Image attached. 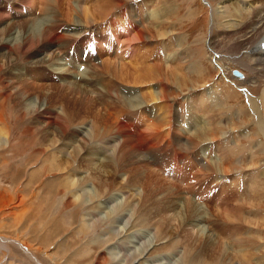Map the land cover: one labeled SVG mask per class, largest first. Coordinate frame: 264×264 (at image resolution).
Segmentation results:
<instances>
[{
  "label": "bare ground",
  "instance_id": "1",
  "mask_svg": "<svg viewBox=\"0 0 264 264\" xmlns=\"http://www.w3.org/2000/svg\"><path fill=\"white\" fill-rule=\"evenodd\" d=\"M134 2V0H0V58H3L9 67V82L16 84L12 87V89H9L7 83L4 82V79L0 78V84L3 88H5L4 98L9 99L10 97L12 98L14 96V98L21 100L18 104L19 109H17L20 118H27V115L32 112L35 113V115L37 114V118L33 119L34 126L37 125L39 129L41 126L43 130L44 127H54V130L47 129L46 137H44L45 141L50 144L52 149L55 148L58 150V152L68 154L69 159L72 158L74 154L81 155L79 152L84 149L86 152L84 160L87 162V164L93 163L92 160L97 158L101 162L104 161L102 165L105 164L106 167H110L109 161L111 156L113 160H115V167L118 170L120 168L133 166V169L129 170L130 174L132 176H136V178L138 177L140 186H142L143 183L147 181V177L150 175H148V173L155 175L153 172L154 169H152V167L154 168L156 165L162 166L166 162V157L174 158L176 155L177 159L182 160V158H185L186 156H192L191 153L194 152V147L208 148L210 143L214 142L216 138L222 137V143L217 146L214 156H209L208 153L206 155V151L201 149H199L197 155L192 156L194 162L197 166H199V168L197 169V166L196 168L192 167V172L189 173L188 176H183V179L188 178L187 180L191 181L196 177L197 173L202 172L203 174L207 175L212 174L213 177H215V181L218 180L219 182L221 181L224 183L228 177H231L229 176V173H232V175L238 174L237 177H232L234 179L231 180L230 185H237L240 182L243 186H245L246 195L244 196L248 197H244L246 205L245 203L243 205L254 208V211L252 213L250 212V214L245 217L239 213L238 208L231 209V211L226 210L227 212H225V215L227 216V219L230 218L232 222L236 221L233 223L234 228L231 233L232 238L231 241H229L231 242L229 247L231 249L229 250H232L233 252L232 256L234 263H238V261H240L238 264H250L251 259L255 256H258L260 257V262H257V264H264V256L258 255L261 250L257 248L259 244L257 245L256 242V238H259V240L261 239V245L264 247V234H257L258 231L264 229V48L262 47V43L264 42V0H234L233 2L237 7L235 6L236 13L235 17L233 18H231L226 1L217 6L216 9L211 10L212 22L213 14L215 13V15L227 25L226 28L228 30V36L232 40V44L230 45V54L235 57L234 60H230L243 65L247 64L248 70L252 71V74L254 75L253 78H255V80L262 79L258 84L259 87L253 91L255 93L260 91V95L252 96L247 91H244V93H246V101H243L241 99L240 90L238 91L236 89L230 88L229 85L220 83L221 81L215 82V90H218V87L220 86L219 88L221 93H214L213 95L211 93L210 98L208 97L210 92L207 91V93L205 89L203 94H201L202 96H199V99L203 98L202 104L212 100L214 101L213 104L208 102V104H206V106H208L205 107L206 109L202 108L203 110L199 112V109L193 108L195 111H197V116H195V119L201 120L202 123L198 124V126L195 128H192L187 136L178 138L175 143L166 137V139H164L161 143L163 146L161 147L159 145L156 150L151 149L156 144H154L148 138L152 134H150V132H155L158 128L165 126V128L168 129L169 137L170 132H173L171 131V121H173L175 117L176 119L178 117L177 121H180L183 115L181 110L176 111V116L173 115L174 102L170 104L168 102L170 100L167 98V92L170 88L168 81L171 79H175V81L178 79V81H180V74H182V71L179 72L180 70L174 69L173 70L175 72L173 70L169 71L168 67L167 69H164L165 65H161L162 61L160 58L157 59L156 57L155 60L157 61L150 62L151 59L147 58V55H143L145 50V47L143 46L154 41L151 28L160 26L164 18L169 15L167 14V8H160V10H157V12L155 9L153 11L152 18H149L150 16L148 17L147 12V16L145 17L147 20L145 21L143 14L146 9H142V4L137 5ZM138 8H141V10ZM6 12L9 13V17L6 16ZM244 16H246V18H244ZM106 28L110 29L109 34H111L112 38L116 39L115 46L111 45L114 40L110 43L107 42L109 41L110 36H108L106 33L103 34L106 32V30H108ZM158 33L157 34L161 37V39H164L169 35V37L175 41L174 46H177V48L174 52H171L168 55V58H171L170 61L175 60L174 62H176L177 60H180V62H183L181 60L187 59L186 61L188 62V60H190L189 56L192 53L188 54L184 51V53H182L186 56H182L181 58V42L179 39L171 35V32H166L163 30L159 31ZM210 33L211 32L206 34V37H204L205 40L203 42L205 43L206 53L209 55L211 60L214 61V58H212V52L215 51L212 43L210 42ZM96 47V54L91 53L92 51H90L89 48H95L96 51ZM154 51H156L155 55L159 56L158 50L156 49ZM88 54H91L93 57L87 58ZM151 54H153V51ZM67 56L69 57L68 59L65 58ZM197 61H201V55H192L190 61L191 64L189 63L190 65L188 64L186 67L188 71L192 73L200 72L201 68ZM180 62H178V64ZM80 63L84 64V68L81 67L82 65H80ZM178 64L175 63L174 66L177 67ZM38 68L44 69L41 71V75L43 77V74L48 71V73L57 76L59 80L62 81V84H36L34 81L35 79H33L31 75L32 72H35ZM159 71V77L157 78L156 74ZM222 75L224 76V74ZM127 78L129 80H127ZM105 81V87L100 86V84ZM9 82L8 85H10ZM121 82H126L128 84H122ZM47 87L49 90H53V93H58V95L64 92L72 102V105L75 108L77 107V109H73L69 113L68 117L65 114V117H59L57 116L58 113L55 114L53 112L50 113L49 116H44V110L46 107L43 108V103L41 104L38 101L40 98L39 96L33 98L30 96V92L33 90H35L34 92H36V90H38L37 92H43L41 90L47 89ZM123 89H127L126 97H124ZM194 89L196 88H191V91ZM185 94V96L191 95L190 98L193 97L192 93L185 92ZM44 95L46 96L47 94ZM146 96L150 97L151 102H146ZM184 99H181L183 103L186 101ZM188 100L189 102L191 101V99ZM91 101L93 105H91L92 107H97L98 105L101 107V109H97L99 112L96 114L94 111L96 116H94V119L92 118L93 121H90V124L85 123L81 126L79 125L77 128L74 127L76 128L73 130L74 136L70 138L69 142L67 143V140L64 142L62 141L59 146L60 148H58V145H56L55 142H58L59 139L57 138L63 137L67 134V132H69L71 127L70 123L73 120H81L84 122L83 120H86L89 117V113H87L85 107L87 106L86 104ZM114 102L117 103L114 104ZM187 104L186 106L190 105ZM192 104L197 105L196 101H194ZM210 104L213 106L209 107ZM119 105L129 110V114L127 116L123 115L125 118H136L138 120L137 122L140 124V127L142 128L144 126V128H138V125L134 123V120L132 122L126 123L119 121L121 118L118 120L119 116L115 115L119 110L114 112L116 110L114 107H119ZM21 106L26 107V111L22 110ZM183 108H185V106H183ZM92 109L90 112L93 113L94 109ZM139 110H141L140 114L138 113ZM213 111L216 112L213 113ZM230 111L231 113H229ZM39 113L40 117H42L43 123H40L41 120H39ZM215 113H219V115L217 116ZM142 115L144 117H142ZM121 116L122 115L120 114V117ZM43 117L45 121L43 120ZM171 117L173 118L172 120ZM2 120L3 118L0 111V122ZM34 126L33 128H35ZM33 128L30 127L26 129V133L32 135L35 132L32 130ZM131 129H136L137 131L134 132ZM7 130L8 128L3 129L0 126V141L6 137L1 133L4 134ZM162 130H164V128H162ZM236 130H238V132L245 130V134L238 140L234 141L232 145L223 143L225 139L223 136L228 133L231 134ZM216 131L219 132L218 137L215 135ZM182 132H184V129H182ZM158 133L162 134V131H159ZM208 133H210L212 136H208ZM162 135L163 137L166 136L165 134ZM41 140L44 141L43 139ZM96 141L98 142L97 144L99 145L100 150L97 149V151H94L92 147L97 145L94 143ZM91 144L93 145L92 147ZM7 146H10V144H7ZM66 146H69L72 149L68 152H65ZM78 147L82 149L77 150ZM170 149L172 153L171 156L168 155ZM242 149L249 150L250 152V157L249 159L247 157L248 160L245 162L240 160L241 154L244 151ZM181 150H185V153H182ZM87 155H91L93 159L88 158ZM199 156L201 157V162H198L196 159ZM62 160L63 159L61 158L55 159L54 165L51 166V169L54 171L51 172L62 169L60 167L61 165L59 164V162ZM67 160L63 161L67 164V166L63 167L64 170L67 169L69 165H71V161ZM101 162L99 165H101ZM93 164H95V162ZM96 165L98 166V163H96ZM97 166L92 168H98ZM244 168H251L253 169V172H251L250 175H244L245 171L242 170ZM238 170L240 171L237 173ZM39 172L46 174L50 173L47 169V166L43 167L41 170H39ZM89 173L92 175V172ZM170 173L173 177L176 176L182 178V174L178 171L171 170ZM85 174L86 175L78 177L77 179H75L73 176L67 178L69 186H79L81 193L77 196V199L80 201L83 199L84 204L90 203L92 199L98 197V191L96 192L92 187L89 186V183H86L88 173ZM98 174L100 173L98 172ZM151 177H153V175H151ZM154 177L157 176L155 175ZM158 177L160 178L161 176ZM242 177H244L243 181ZM101 181L103 183V180ZM150 182L151 181L149 179L148 183ZM161 182L163 183V181ZM79 183L81 185H79ZM169 183V185H174L171 184L172 182ZM145 184H147V182ZM150 184H152V182ZM150 184H147V186ZM42 185L48 189L50 188V183L48 181L45 182L44 180ZM127 185L129 187V184ZM56 186V181H54L51 187ZM147 188L150 189V187ZM147 188L145 189L147 190ZM150 190L151 191L149 194L151 193V197L149 196V199L159 201L161 199H169L173 197L172 194L174 193L175 189L173 190L171 186L162 187V185L158 183V185L155 184L153 187L151 186ZM142 191H144V189ZM146 193L148 194V190ZM158 194L161 196L159 197ZM112 198L115 202L116 197L113 196ZM170 202H173L176 207L179 206L184 209V202L181 203V201L177 200ZM112 204H116V202ZM190 204V211L193 207H195V211L189 220V223L197 226L200 229L199 226L203 223H206L205 219L209 218V215L206 212L207 210H204V208H202V206L196 203L193 199L191 200ZM97 206L102 210V212H105V209L112 207L109 205L104 206L99 203ZM146 206L148 205L146 204ZM188 207L187 210H189ZM123 210L121 208L119 210V212L121 211L119 213V217L114 219V221L117 222L119 219L123 220L122 227H118V229L113 230L112 232L126 235L130 228L129 225L132 220V215L127 216L129 214L127 213L128 211ZM98 214L99 213L95 212L94 215L96 217L93 218L92 215V218L88 217L86 218V221L98 219L101 213L99 215ZM137 214L143 215V213ZM86 223L87 222H85V224ZM115 227L117 228V225ZM205 229L206 226L202 228V231H205ZM149 231L150 230H146L142 233L137 232L134 234V237H132L130 234L129 237L127 236L126 238L127 244L118 247V249H123L122 255L132 251L140 255V257L135 259L134 264H138L139 259L142 258L141 255L147 254L144 252L148 251L151 248V245H154L152 244L153 242L151 240L147 241L146 239V241L142 242V245H140L139 248L136 247L135 249V244L138 245L139 242L141 243V238H145ZM152 235L148 237H153ZM168 235L171 236L170 234ZM8 239L9 241L15 240V244L18 246L20 245L25 253H27L31 258L33 257L29 248H27V246H25L21 241L10 237H0L1 246L4 250H6V252L9 250L7 246L8 244L6 243ZM216 239H219V237ZM192 249L194 250V248ZM210 249H213V247ZM227 249L228 247H226V250ZM172 259L173 258H171V260ZM36 261L37 264H40L38 260ZM218 264L220 263L218 262Z\"/></svg>",
  "mask_w": 264,
  "mask_h": 264
},
{
  "label": "rangeland",
  "instance_id": "2",
  "mask_svg": "<svg viewBox=\"0 0 264 264\" xmlns=\"http://www.w3.org/2000/svg\"><path fill=\"white\" fill-rule=\"evenodd\" d=\"M134 1H135L134 3L137 5L142 4L141 6L142 9L144 10L146 9L143 14L145 21L147 20V18H145L147 16V12H148V17L150 16L149 18H152V14L155 9L157 12V10H160V8H164V7L167 8V12H168L167 14H169L167 15L168 17L166 16V18H164L160 26L158 27L155 26L151 28L152 34L155 38L153 37L154 41L148 43L149 46L147 44L143 46L145 47L144 49L146 50V51L144 50L143 55H147V58L151 59L150 62L157 61L155 60L156 57L157 59L160 58V60L162 61L161 65L163 64L165 65L164 69L165 68L167 69L168 67L169 71H172L173 69L180 70L179 72L182 71L181 72L182 74H180V81H178V79H176V81L175 79H171L168 81L170 88L168 89L167 92L168 94L167 98L168 100L171 101V102L168 101L170 104L174 102L173 115L176 116L175 115L176 111L181 110L184 116L182 115L180 122L179 120L177 121L178 117L176 119V117L174 118V116L172 115L174 119L171 117V120L173 119V121H171V131L173 132H170L169 137H168L169 135L168 129L165 128V126H162L156 130L158 132L162 131V134L166 135L164 136L165 138L163 137L162 134L156 131L150 132V134L152 133L150 135L151 138L150 137L148 138L154 144H156L151 149L156 150L159 145L162 147L163 144L161 143L163 142L164 139H166V137L175 143L178 140V138H181L182 136L184 137L187 136V134L190 132L192 128H195L196 126H198V124L202 123L201 120L195 119V116H197V111H195L193 108L199 109L198 110L199 112L203 109H206L205 107L208 106V105L206 106L208 102L209 103L211 102V104H213L214 102L213 100L208 101L205 104H202L203 98L199 99V96H202L201 94H203L205 89L206 92L207 91L210 92V94H208V97L210 98H211V93L212 95L214 93L215 94L221 93L219 88L220 86L218 87V90H215L216 88L215 82L221 81L220 83L224 85H229L230 88L236 89L238 91L240 90L241 99L243 101H246L245 100L246 93H244V91L245 92L247 91L252 96L260 95L259 94L260 91H257L256 93L253 91L257 87H259L258 84L262 79L255 80V78H253L254 75L252 74V71L248 70L247 64L243 65L240 63L232 62L230 60V59L234 60L235 57H233V55L230 54V45L232 44V40L228 36V30L226 28L227 25L223 23L221 19H219L215 15V13L213 14V22L211 20L212 19L211 10L216 9L217 6H219L224 1L227 2L228 10L231 15V18L235 17V13H236L235 10L237 6L233 2L234 0H134ZM163 3L166 5H164ZM139 10H141V8ZM169 11L171 14L169 13ZM7 13L8 12H6L5 14L7 17H9L10 15L9 13L7 15ZM244 18H246V16H244ZM106 29H108L109 31L106 30V32H104L103 34L106 33L108 36H110L109 41L107 42L110 43L114 40L111 43V45L115 46L116 39L112 38L111 34H109L110 29L109 28ZM163 30L166 32H171V35H173L174 37L180 40L182 45L180 47L181 58L182 56L183 57L186 56L183 55L184 52L188 54L192 53L189 56L190 60H188V62L186 61L187 59L181 60L184 63L180 62V60H177L176 62H174L175 60L170 61L171 58L170 57L168 58V55L171 52H174L177 46H174L175 41H173L174 39H171L169 35L168 37L161 39V37L158 35L159 34L158 32ZM209 32H211L210 33L211 36H209L211 37L210 42L212 43V46L215 51L212 52V58H214V61L216 63L211 60V58L205 51V43L203 41L205 40L204 37H206V34H209ZM103 45L105 46L104 43ZM156 49L158 50L159 56L155 55L156 51L154 50ZM89 50L92 51L91 53L96 54L95 52H97V47H96V51L95 48H91V49L89 48ZM152 51L153 54H151ZM192 55L193 56L201 55V61H197L198 65L201 68L199 73H192L188 71V69L186 68L189 63L191 64L190 61ZM88 57L92 58L93 56L91 54H88L87 58ZM65 58L68 59L69 57L67 56ZM178 62L180 63L178 64ZM175 63L178 64L177 67L174 66ZM0 65H1L0 78L4 79V82L7 83L9 89H12V87L15 86L16 84L9 82L10 79L9 67L7 63L3 60V58H0ZM80 65H82L81 67L84 68V64L80 63ZM43 70L44 69L42 68H38L35 72L34 71L32 72L31 76L33 77V79H35L34 81L36 84L37 83L38 84L42 83L47 85L51 83H56L58 85L62 84V81L59 80L57 76L48 73V71H46L45 74H43L44 75L43 77L41 75V71ZM233 70H237L241 72L243 74V78L234 76ZM159 73L160 71L156 74L157 78L159 77ZM222 74H224V76ZM127 80L129 79L127 78ZM106 81L102 82L100 86L105 87ZM8 82L10 85H8ZM232 82L235 84H233ZM121 83L128 84L126 82H121ZM118 85L120 86L119 83ZM224 85L223 87L225 88ZM191 88H196V89L191 91ZM47 89L41 90L43 92H37L38 90H36V92H34L35 90L30 92V96L33 98L39 96L40 98L38 99V101L41 104L43 103L42 105L43 108L46 107L44 110L45 112L44 116H49V114L53 112L55 114L58 113L57 116L59 117L60 116L65 117L64 114L67 115L68 117L69 113L73 109H77V107L75 108L72 105V102L67 97V95H65L64 92L58 95V93L57 94L53 93V90H49L48 87ZM126 91L127 89H123L124 97L127 96ZM185 92L192 93L193 97L190 98L191 95L185 96L187 94V93L185 94ZM44 94H47L48 96L47 95L45 96ZM4 95H5V88H3L0 84V111L3 118V120L0 122V126L3 129L8 128V130L4 134L1 133L6 137H4L0 141V237H10V238H15L18 241H21L25 246H27V248H29L33 257L31 258L27 253H25L23 249L20 247V245L18 246L17 244H15L14 243L16 242L15 240L9 241L8 239L6 241L9 249L8 252H6V250L3 249L0 243V264H37L36 260H38L40 264H114L115 262H116L115 264H119L120 262H121L120 264H134L135 259L140 257V255L132 251V249H131L132 252L122 255L123 249H118V247L127 244L126 238L127 236L129 237L130 234L132 237H134L135 233L137 232L142 233L145 232L146 230H150V231L145 236V238H141V243L139 242L138 245L135 244V249L136 247L139 248L140 245H142V242L146 241V239L147 241L151 240L153 242L151 243L154 245L153 246L151 245V248L148 251L144 252L147 254L141 255L143 259L140 258L138 264H147V263L166 264V262L167 264L168 263L169 264H189V263L218 264V262L220 264L240 263V261H238V263L236 262L234 263V259L232 256L233 252L232 250H229L231 249L229 248L231 245L230 244L231 242L229 241H231L232 238L231 233L234 228L233 223H235L236 221L232 222L230 218L227 219L225 212H227L228 210L231 211V209L234 208H238L239 213L242 216L247 217L248 214H250V212L252 213L254 211V208L245 206L246 201H244V197H248V196H244L246 195V189L245 186L242 185V183L239 182L237 185H230L231 180L234 179L232 177L234 176L237 177L238 174L232 175V173H229V176L231 177H228L229 179L227 178L224 181V183H222L221 181L219 182L218 180L215 181L214 180L215 177H213L212 174L207 175V174H203L202 172L197 173L196 177L191 181L187 180L188 178L183 179L184 178L183 176L185 175L188 176V174L192 172V167L196 168L197 165L194 162L192 156L197 155L199 149L205 150L206 155L208 153L209 156L210 155L214 156L217 146L222 143V137H218L219 136L218 131L215 132V135H217L218 138H216L214 142L210 143L208 148L194 147V152L191 153L192 156L190 155L189 157L186 156L185 158H182V160L177 159L176 155L174 156V158L166 157L167 158L165 159L166 162L162 166L156 165L154 168L152 167V169H154L153 172L157 177H154L155 175L152 173H148V175L149 174L150 175L147 177L148 179L147 181H145V183L147 182V184H150L152 182V184L154 185L155 184L158 185L159 183L162 185V187L171 186L173 190L175 189L173 193L175 195L172 194L173 197L169 199H161L159 201H154V199L153 200L149 199V196L151 194V193L149 194V192L151 191L150 190L151 186L153 187L154 185L150 184L147 186V184L143 183V185L140 186V181L138 177L136 178V176H132L130 174L129 170L133 169V166L120 168L118 170L115 167V160H113V158L110 156V161H109L110 167H106L105 164L102 165L104 161L101 162L97 158L93 159L91 155H87V157L92 158L93 159L92 162L93 163L95 162V164L93 163L87 164V162H85L84 160L85 159L84 156H86V152L84 149L80 147H78L77 150L82 149L79 152V154L81 155L74 154L73 157L69 159L68 154H63L61 152H58V150H56L55 148L52 149L50 144L47 143L44 139V137H46L47 134L46 132L47 129L54 130V127H50V128L44 127L43 130L41 126L40 129L39 127H37V125L34 126L33 119L37 118V114L35 115V113L32 112H30L27 115V118L24 119L20 118L17 109H19L18 104L20 103L21 100H19L18 98H14V96L12 98L10 97L9 99H7L4 98ZM187 98L191 99L192 103L196 101L197 105L192 104L191 101L189 102ZM181 99L186 100L185 103H183ZM145 100L146 102H151L149 96H146ZM198 101L200 106L198 105ZM115 103L117 102H114V104ZM187 103L190 105H188ZM186 104L188 106H186ZM86 105L88 106V108ZM86 105H85L86 106L85 110H87V113H89L88 114L89 117L88 118L86 117L88 120L87 119L83 120L84 122H82L81 120H73L70 123L71 124L70 130L69 132H67L65 136H63L64 138L63 137L57 138L59 140L58 142L56 141L55 143L56 145H58V148H60L59 146L62 143V141L64 142L67 140L66 143L69 142L70 138L74 136L73 130L79 127V125L81 126L85 123L90 124L93 121L94 116H96L95 114L99 112V110L97 109H101L100 105H98L97 107H92L93 106L92 101L87 103ZM210 105L209 107L213 106ZM183 106H185V108H183ZM89 107L91 109L92 108L94 109V110L92 109L93 113L90 112L91 109ZM21 109L26 111V107L21 106ZM114 109H116L115 111L113 110L114 112L119 110L115 114L119 116L118 120L121 118L119 121L126 123V122H132L134 120V123L138 125V128L140 129L144 128V126L142 128L140 127V124L137 122L138 120L136 118L127 119L124 117L129 114L128 109L124 108L121 105H119V107L116 108L114 107ZM214 112L216 111H213V113ZM138 113L140 114L141 110H139ZM229 113H231V111ZM120 114L122 115L121 117ZM215 114H217V116L219 115V113H215ZM142 117L144 116L142 115ZM39 118L38 119L41 120L40 123H43L42 117H40V113H39ZM33 126L35 128H33ZM27 127L33 128L32 130H34L35 132L32 135L27 134L26 133V129H28ZM162 128H164V130H162ZM182 129H184V132H182ZM131 130L134 132L137 131L136 129H131ZM155 134L156 135L158 134L157 137ZM244 134H245V130H241L239 132L238 130H236L233 131L231 134L228 133L225 136H223L225 137L223 143L232 145L234 141L238 140ZM208 136H212V135L208 133ZM41 139H43L44 141H42ZM94 143L97 144L98 142L96 141ZM7 144H10V146H7ZM93 145L91 144V147ZM69 146L65 147V152H68L72 149ZM92 149H94V151H97V149H99V145L97 144L96 146H93ZM181 151L182 153L183 152L185 153V150L184 151L181 150ZM157 153H162V152H157ZM168 155L169 156L172 155L171 149L169 150ZM247 157L249 159L250 152L249 150H244L241 154L240 160L242 162H245L248 160ZM56 158L63 159L62 161L59 162V164L61 165L60 167L62 169L60 170L58 169L59 171L51 172L54 171L51 169V166L54 165ZM78 158L82 160L80 161ZM67 159L71 161V165H69V167L64 170L63 167L67 166V164L64 163L63 161ZM196 159L199 162L201 157L199 156ZM100 162L102 166L99 165ZM96 163H98V166L96 165ZM94 165H96L98 168H92V167H96ZM45 166H47V169L50 172L49 174L39 172V170H41ZM198 168L199 166H197V169ZM62 170L64 171L61 172ZM171 170L180 172L182 174V178L171 176L170 173ZM242 170L245 171L244 175L245 174L250 175V173L253 172V169L251 168H244ZM97 171L100 174H98ZM239 171L240 170H238L237 173ZM89 172H92V175H90ZM85 173H88L86 183H89V186L92 187L96 192L98 191V197L92 199L91 201L92 203L90 202L86 204H84L83 199L81 201L77 199V196L81 193L79 186L77 185L69 186V182L67 180V178L70 176L71 177L73 176L75 179H77L78 177L86 175ZM151 175H153V177H151ZM158 176H161L162 178L161 177L159 178ZM149 179L151 181L150 183H148ZM243 179L244 177H242V181ZM44 180L45 182L48 181L50 183L49 189L51 190H49L47 187H43L42 184L44 183ZM101 180H103V183ZM54 181H56L57 186L51 187ZM159 181L160 182L163 181V183L162 182L160 183ZM164 181L168 183H165ZM169 182H172L171 184L174 185L173 186L169 185L170 184ZM127 184H129V187ZM79 185L81 184L79 183ZM146 186L150 187V189L147 188ZM145 188H147L148 194L146 193L147 190ZM143 189L144 191H142ZM113 196L116 197V201H115L116 204H112L115 203L112 198ZM158 196L160 197L161 195L158 194ZM216 198L220 200H217ZM190 199L191 200L193 199L196 203L201 205L202 208H204V210L206 209L207 210L206 212L209 215V218L205 219L206 223H203L199 226L200 229L197 226L189 223V220L191 219L195 211V207H193L192 210L190 211V206H191ZM101 200L104 202H102ZM176 200L181 201V203L184 202L185 204L184 209H182L179 206L176 207V205L173 202H170ZM98 203L104 206L109 205L112 207L105 209V212H102V210L99 209V207L97 206ZM244 203L245 205H243ZM146 204L148 206H146ZM187 207L189 208V210H187ZM121 208L122 210L124 209L123 211L126 210L128 211L127 213L129 214L127 216L132 215V220L129 225L130 228L126 235L122 233L112 232L113 230L118 229V227L120 228L122 227L123 220L119 219L118 222L114 221L115 218L119 217V213L121 212V211L119 212V210ZM95 212L99 214L101 213L100 215L98 214L99 215L98 219L96 220L92 219L91 221H86V218L91 217L92 215L93 218L96 217L94 215ZM136 212L141 214L143 213V215L137 214ZM148 217H150L151 219ZM85 222L87 223L85 224ZM113 225L115 226L117 225V228ZM204 226H206L205 229L206 232L202 231V228ZM149 233L150 235L153 234L152 235L153 237H148L150 236ZM168 234H170L171 236H169ZM257 234L258 235L264 234V229L258 231ZM218 237L219 239H216ZM256 242L257 245L259 244L257 248L261 250L258 255L264 256V252H263L264 247H262L261 245L262 240L256 238ZM211 246L213 247V249H210L212 248ZM226 247H228L227 250ZM192 248H194V250ZM225 253L227 256L225 255ZM230 255L232 256V258ZM171 258L173 259L171 260ZM259 259L260 257L255 256L254 258L251 259L250 264H257V262H260Z\"/></svg>",
  "mask_w": 264,
  "mask_h": 264
},
{
  "label": "water",
  "instance_id": "3",
  "mask_svg": "<svg viewBox=\"0 0 264 264\" xmlns=\"http://www.w3.org/2000/svg\"><path fill=\"white\" fill-rule=\"evenodd\" d=\"M233 73H234L235 75H240V73H239L238 71H236V70H234Z\"/></svg>",
  "mask_w": 264,
  "mask_h": 264
}]
</instances>
